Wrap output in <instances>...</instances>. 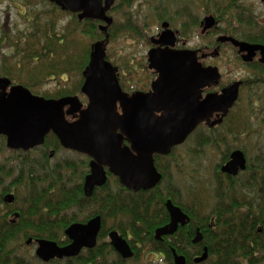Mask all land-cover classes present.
I'll list each match as a JSON object with an SVG mask.
<instances>
[{
    "label": "water",
    "instance_id": "95a60500",
    "mask_svg": "<svg viewBox=\"0 0 264 264\" xmlns=\"http://www.w3.org/2000/svg\"><path fill=\"white\" fill-rule=\"evenodd\" d=\"M64 12L78 14L80 21L96 20L105 23L99 30L105 39L91 46L90 61L83 76L82 94L88 104L83 105L78 96L46 99L32 94L27 88L11 86L8 78L0 77V137L6 138L10 150L25 152L42 146L46 137L53 134L60 145L91 159L90 173L84 181V194L91 198L97 188L108 182V173L119 179L129 191L138 193L156 188L163 175L157 170L155 156H168L176 147L184 144L189 136L203 123L211 128L223 123L240 97L241 82H236L221 93L203 92L218 86L221 74L217 67H204L198 60L197 51L176 50V34L163 23L165 30L154 44L160 45L148 53V67L157 73L148 93L123 92L118 69L107 60L108 30L113 19L108 16L114 0H48ZM213 16L202 22L203 33L216 26ZM219 42H230L247 53L245 61H251L260 51L264 63V46L239 42L234 38L220 37ZM164 46L165 48L161 47ZM218 55V52L215 53ZM217 114L216 119L214 115ZM69 117L74 120L70 121ZM125 141L129 145H125ZM247 170L246 155L235 150L221 172L237 177ZM13 195L6 197L11 204ZM170 222L155 231V239L174 235L179 226L190 222L180 207L172 200L166 202ZM102 230V218L96 216L86 223H74L65 231L70 241L66 246L56 242L38 240L36 256L43 262L76 258L84 250L98 245ZM202 234L193 240L202 241ZM114 250L123 260L134 257L128 240L118 231L109 233ZM32 239L28 240L30 245ZM175 264H186V258L173 251ZM205 248L202 256L194 260L200 264L208 259Z\"/></svg>",
    "mask_w": 264,
    "mask_h": 264
},
{
    "label": "trees",
    "instance_id": "16d2710c",
    "mask_svg": "<svg viewBox=\"0 0 264 264\" xmlns=\"http://www.w3.org/2000/svg\"><path fill=\"white\" fill-rule=\"evenodd\" d=\"M56 7L55 5L53 8L55 12L59 11ZM229 12V8L218 10L219 14ZM220 17L223 18V15ZM80 23L88 30L86 34L94 36L98 33L99 29L97 30L95 24L97 22L84 20ZM237 24L238 26L233 22L229 25L230 29L224 32L256 41L252 35L244 36L240 29L237 30L240 28V24ZM45 40L46 43L40 48L41 54L34 56L38 48V41H35L27 55L14 66L15 69L12 68L13 65L7 64L4 66L7 69H0V77H8L13 83L23 85L33 93L37 90V95L47 99L80 95L84 82L83 72L90 61L91 47L84 53L70 55L64 52V38L49 34ZM23 42L26 43V39ZM31 51L33 53L29 54ZM79 61L81 63L77 64ZM27 64L39 69L31 79L35 85L26 81L19 73L20 67H26ZM75 68L81 72V81L75 89L66 90L67 95L52 98L39 94L38 89L42 82L59 79V83H67ZM10 70L16 79L10 78ZM150 73L154 76V73ZM121 83L127 88L122 78ZM129 88L131 90V87ZM242 124L244 127L248 126L247 121ZM1 140L5 147L6 139L1 137ZM43 149H54L57 152L60 149L59 141L50 135ZM27 159L18 163L21 166L15 167L18 171L15 178L13 163L8 162L9 166L0 165V264H45L35 255L29 254V247L25 245L28 239H45L66 246L70 243L65 236L68 227L78 222L85 223L96 216L102 217L103 223L98 246L93 250L84 251L79 257L54 260L49 264H127L128 261H123L106 242L110 231H118L129 240L135 251L132 261L139 260L141 253L148 249L146 253L155 252L166 264H174L175 250L179 255L185 256L187 264H197L194 259L201 256L204 248H207L208 259L200 264H264V163L250 161L247 170L241 173L245 174L246 182L238 179L239 177L227 176L229 185L225 188V181L218 179L216 194L213 197L216 204L207 214V211L202 213V210L182 203L181 193L171 186V179L166 181L164 170L161 171L164 175L163 182L151 191L132 193L110 175L108 184L96 189L91 198H86L83 186L89 173V160L84 161L79 157L77 160L52 166L49 164L48 153L38 161L28 157ZM160 161L161 158L156 159L159 169ZM9 178L12 179L11 184H6L5 181ZM111 179H115L114 185L111 184ZM234 183L236 186H233ZM10 185L26 187L27 197L26 202L21 203L17 197V208L13 206L6 211L4 197L10 192ZM169 199L181 207L191 218V223L186 228L179 229L174 236L157 241L155 230L167 225L170 220L166 208ZM22 204L25 205L24 208H21ZM91 207L96 210L94 215L81 221L79 215L90 211ZM17 209L21 211L20 217L16 222H12L13 216L10 214L17 212ZM108 221L112 222V226L107 225ZM198 228L203 235V241L193 244L192 240ZM17 242L19 244L14 247Z\"/></svg>",
    "mask_w": 264,
    "mask_h": 264
},
{
    "label": "rangeland",
    "instance_id": "374dc122",
    "mask_svg": "<svg viewBox=\"0 0 264 264\" xmlns=\"http://www.w3.org/2000/svg\"><path fill=\"white\" fill-rule=\"evenodd\" d=\"M54 6L48 0H0V69H5L6 64L13 65L12 68L15 69L14 66L27 55L35 41H38V48L34 56L41 54L40 48L46 43L45 39L49 34L64 38V52L70 55L84 53L86 49L90 50L92 44L104 39L98 30L100 22L95 23L97 34H86L88 30L78 21L76 15L65 13L61 9L55 12ZM228 8L229 13H218V10ZM109 15L114 23L109 30L107 59L119 68L127 91L129 87L149 88L154 79L151 71L147 69V54L150 50L148 41L161 30L163 22H169L174 31H179L181 37L189 40L188 48L203 51L209 49V52L214 50L218 36L226 35L224 31L229 30V25L233 22L237 26L239 21L242 25L248 23L253 27V34L264 35V0H115ZM209 15L219 21L212 32L203 35L200 22ZM241 17L245 18V22ZM25 39L26 43L23 42ZM23 51L25 54H21ZM32 53L33 51L29 54ZM80 63L79 61L77 64ZM205 64L218 67L222 74L220 85L213 88L212 92L234 82L244 81L239 103L221 126L214 129L200 127L185 144L174 149L169 156L161 158L160 170L166 171V181L171 179V186L179 190L183 204L198 208L202 213L207 211L208 214L216 204L213 197L216 194L217 180L225 181V188L229 185L227 176L220 173V168L234 150L245 153L249 159L248 165L252 160L264 163V67L254 69L244 66L236 52L228 46L222 47L218 58ZM77 70L78 68L73 70L67 83H59V79L42 82L38 89L39 94L52 98L67 95L66 90L75 89L81 81V72ZM38 72L36 66L28 64L19 69L23 78L33 85L35 84L31 79ZM8 74L10 78L16 79L11 70ZM35 93L38 91L35 90ZM80 99L86 104L83 97ZM243 121H247L248 126L244 127ZM42 150L16 155L4 147L0 138V165L9 166V163H13L15 178L18 174L15 167L21 166L18 163L27 161V157L38 161ZM79 157L84 161L89 160L81 154L60 148L49 164L54 166L77 160ZM244 176L245 174H240L237 177L246 182ZM11 181L9 178L5 182L11 184ZM111 184H115V179H111ZM10 188L9 193H17L20 203L26 202V187L10 185ZM17 206L15 203L14 207ZM24 207L22 204L21 208ZM95 212L91 207L90 211L82 212L79 218L83 221ZM107 225L112 226V222L108 221ZM18 244L19 242L14 244V247ZM147 250L141 253L139 260H130L127 264H166L160 259L154 263L151 256L156 259V254L150 256L146 253ZM35 251L36 247H29L30 255H35Z\"/></svg>",
    "mask_w": 264,
    "mask_h": 264
},
{
    "label": "flooded vegetation",
    "instance_id": "af4514ba",
    "mask_svg": "<svg viewBox=\"0 0 264 264\" xmlns=\"http://www.w3.org/2000/svg\"><path fill=\"white\" fill-rule=\"evenodd\" d=\"M114 4H115V0H114ZM114 4H113V6H114ZM113 6H112V8H113ZM112 8H111V10L108 12V16L109 17H111L109 14H110V12L112 11ZM66 13V12H65ZM68 13H70V12H68ZM70 14H72V13H70ZM73 15H76V17L78 18V14H73ZM210 16H212V15H209V16H207V17H210ZM207 17H205V18H207ZM214 17V16H213ZM112 18V17H111ZM204 18V19H205ZM215 18V17H214ZM113 19V18H112ZM204 19H203V21H204ZM216 19V18H215ZM241 19L245 22V18L244 17H241ZM78 20H79V18H78ZM84 21V20H83ZM91 21H94V22H97V23H99L98 21H96V20H91ZM203 21H201L200 22V28L202 29V34L203 35H206L207 33H210V32H212L214 29H215V27L212 29V30H210V31H208V32H206L205 34L203 33V27H202V22ZM219 20H216V23L218 22ZM113 23H114V19H113ZM163 23H165V22H163ZM163 23H162V25H163ZM167 23H169V22H167ZM239 23H240V28H237V30H239L240 29V31L242 32V33H244V36L246 35V36H249V35H252V37H253V39H255L256 41H251V40H247V38H241V37H236V36H233V35H231V34H226V35H220V36H218V38L216 39V41H215V48H214V50L212 51V52H209V49H206V50H201V49H197V50H194V49H190V48H188L189 47V40H186L185 38H183V37H181L180 36V32L179 31H174L172 28H171V26L169 27V29L170 30H172L175 34H176V45H175V47L173 48V49H176V50H191V51H197V53H198V60H199V62L204 66V67H209V66H211V67H215V66H212V65H209V64H205V62H210L212 59H215V58H218L219 56H220V54H221V49H222V47L223 46H228V47H231L235 52H236V55H237V58L241 61V63L244 65V66H246V67H250V68H254V69H262L263 67H264V63L262 62V60H263V57H262V54H261V52L260 51H258V52H256V54H255V56L252 58V60L251 61H245L244 60V57L245 56H247V53H240V49L239 48H237V47H235L232 43H230V42H226V43H221V42H219V38L220 37H230V38H234L235 40H237V41H239V42H245V43H249V44H252V45H262V46H264V35H261V34H253L252 33V31H253V28L251 27L252 25H249L248 23H246V25H242V23L239 21ZM102 24H104V23H102L101 22V24L98 26V27H100ZM113 25V24H112ZM111 25V26H112ZM162 25H161V30L159 31V32H157V35H155V36H152L151 38H149V46H150V50L151 49H153V48H158V47H160V45H157V44H154L153 43V40H158L159 38H160V36L162 35V33L165 31L164 29H163V27H162ZM169 25H170V23H169ZM245 27V28H244ZM111 28V27H110ZM110 28H109V30H110ZM109 30H108V35H109V42H110V34H109ZM103 33V32H102ZM103 35H104V37H105V34L103 33ZM261 35V36H260ZM262 38V39H260V37ZM109 44V43H108ZM161 47H163V48H165L164 46H161ZM149 50V51H150ZM216 52H218V55H216L215 53ZM149 53V52H148ZM148 65H149V63H148V54H147V69L149 70V71H151L152 73H154V79L151 81V83H150V85H149V88H141V89H135V87L134 88H132L131 90L130 89H128V91H127V88H124L123 87V85H122V83H121V76H120V70H119V68L117 67V69H118V74H117V76H118V80H119V84H120V86H121V88H122V90H123V92H125V93H127V94H129V95H132V94H134V93H136V92H144V93H148V92H150L151 91V85H152V82L154 81V80H156L157 79V77H158V75H157V73L155 72V71H153V70H150L149 69V67H148ZM218 68V67H217ZM219 69V68H218ZM219 72H220V70H219ZM220 74H221V72H220ZM221 81H222V74H221V80H220V83H221ZM238 82H241L242 83V85H241V87H240V94H241V90L243 89V87L245 86V83H244V81H242V80H240V81H238ZM220 83H219V85H220ZM234 83H236V82H234ZM234 83H232V84H234ZM231 84V85H232ZM12 86H16V85H20V84H15V83H13V81H12V84H11ZM218 85V86H219ZM218 86H214V87H212V88H207V89H205L204 90V92H203V96L205 97L207 94H209V93H221V91L224 89V88H226V87H228V86H230V85H228V86H226V87H223V88H221L219 91H215V92H212V90H213V88H215V87H218ZM35 94V93H34ZM81 97H83V96H81ZM62 98H64V97H62ZM80 98V97H79ZM58 99H61V98H58ZM83 99L86 101V104L84 103V102H82L83 103V105L84 106H86L87 104H88V100L85 98V97H83ZM239 99H240V97H239ZM81 100V99H80ZM239 103V100H238V102L236 103V105L234 106V108L237 106V104ZM233 108V109H234ZM232 109V110H233ZM231 110V111H232ZM231 111L229 112V114L231 113ZM229 114L224 118V121H225V119L229 116ZM216 116H217V114H215L214 115V118L212 119V120H215L216 119ZM69 120L70 121H73L74 119L72 118V117H69ZM224 121H223V123H224ZM222 123V124H223ZM221 124V125H222ZM221 125H219V126H221ZM202 126H206L207 128H209V129H214V128H217V127H219V126H215V127H213V128H211L210 126H208V124L207 123H203V124H201L197 129H199L200 127H202ZM197 129L190 135V136H192L196 131H197ZM50 135H52L53 137H55L56 139H57V137L56 136H54L53 134H49L48 136H50ZM47 136V137H48ZM190 136H189V138H190ZM1 137H3V136H1ZM0 137V138H1ZM47 137H46V139H47ZM188 138V139H189ZM46 139H45V142H46ZM187 139V140H188ZM58 140V139H57ZM59 141V140H58ZM45 142H44V144H45ZM44 144L42 145V146H39V147H36V148H34V149H32V150H29V151H27V152H25V151H23V150H10V149H8L7 148V146H6V149L7 150H9V151H13L14 152V154H27V153H31V152H33V151H36V150H40V149H43V146H44ZM185 144V143H184ZM59 145H60V143H59ZM125 145H129V143L127 142V141H125ZM183 145V144H182ZM181 145V146H182ZM180 147V146H179ZM60 148H62L63 150H66V149H64L61 145H60ZM67 151H69V152H73V153H77V152H74V151H70V150H67ZM235 151V150H234ZM40 152V151H39ZM45 153H48L49 154V159H53L54 157H55V154H56V151L55 150H53V149H50L49 151L47 150V149H43L42 151H41V156H43V155H45ZM79 154V153H78ZM232 154V153H231ZM82 155V154H81ZM40 156V157H41ZM83 156H85V157H87L86 155H83ZM88 158V157H87ZM157 158H165L164 156H155V163H156V159ZM89 159V158H88ZM230 160V156H229V158H228V160H225V163L224 164H226L228 161ZM90 161H91V159H89V162H88V166H89V163H90ZM223 164V165H224ZM223 167V166H222ZM221 167V168H222ZM156 168H157V170L163 175V173L161 172V170L157 167V165H156ZM221 168H220V173H222L221 172ZM89 173H90V167H89ZM88 173V174H89ZM241 173H243V172H241ZM240 173V174H241ZM87 174V175H88ZM222 174H224V173H222ZM239 174V175H240ZM86 175V176H87ZM110 175L111 176H113L112 174H110V173H108V180H109V178H110ZM224 175H226V174H224ZM226 176H228V177H231V176H229V175H226ZM114 178H116L117 179V177H115V176H113ZM163 177H164V175H163ZM86 178V177H85ZM232 178H234V177H232ZM109 182V181H108ZM163 182V179H162V181H161V183ZM160 183V184H161ZM108 184V183H107ZM159 184V185H160ZM158 185V186H159ZM157 186V187H158ZM84 187V186H83ZM102 188V187H101ZM97 189H100V188H97ZM126 189V188H125ZM155 189V188H154ZM153 190V189H152ZM96 191V190H95ZM129 191V190H128ZM141 191H143V190H141ZM140 191V192H141ZM149 191H151V190H149ZM130 192H132V191H130ZM95 193V192H94ZM132 193H134V192H132ZM139 193V192H138ZM8 195H13L14 196V201L11 203V204H9V203H7L6 202V197L8 196ZM94 195V194H93ZM86 197V196H85ZM16 194L14 193V194H11V193H7L6 195H5V197H4V203H5V209H7L6 211H8V209H10V208H12L13 206H14V204H15V202H16ZM177 206V205H176ZM179 207V206H178ZM181 208V207H180ZM18 210V209H17ZM183 211V210H182ZM20 213H21V211H20V209L17 211V212H14V214L13 213H11L10 214V216H13L12 217V219H11V221L12 222H16L18 219H19V217H20ZM169 214V213H168ZM186 214V213H185ZM187 215V214H186ZM188 216V215H187ZM169 218H170V216H169ZM190 218V217H189ZM169 222H170V220H169ZM190 223H191V218H190V222L186 225V226H184V227H182V226H179V229H183V228H186L187 226H189L190 225ZM102 226H103V223H102ZM161 228V227H160ZM179 229H178V231H179ZM157 230V229H156ZM155 230V231H156ZM198 230L200 231V229L198 228V229H196V232H195V236H194V238L196 237V235L198 234ZM177 231V232H178ZM111 232V231H110ZM109 232V233H110ZM176 232V233H177ZM109 233H108V240H109ZM175 233V234H176ZM174 234V235H175ZM200 234H202L201 233V231H200ZM121 235V234H120ZM174 235H172V236H174ZM154 236H155V234H154ZM203 236V235H202ZM167 237H170V236H167ZM194 238H193V240H194ZM30 239H32L33 240V242L30 244V245H28L27 244V242H28V240H30ZM30 239H28L27 241H26V243H25V245L27 246V247H36V250H37V247H38V245H37V241L38 240H45V239H33V238H30ZM125 239H127V238H125ZM164 239V238H163ZM162 239V240H163ZM128 240V239H127ZM193 240H192V243H193ZM202 241H203V238H202ZM201 241V242H202ZM201 242H199V243H201ZM109 244H110V246H111V243H110V240H109V242H108ZM128 243H129V240H128ZM198 243V244H199ZM98 244H99V241H98ZM130 244V243H129ZM194 244V243H193ZM131 246V245H130ZM112 247V246H111ZM113 248V247H112ZM131 248H132V246H131ZM114 249V248H113ZM132 250L134 251V249L132 248ZM204 250H205V248H204ZM115 251V250H114ZM174 251V250H173ZM115 253L122 259V257L115 251ZM203 253H204V251H203ZM151 254H156V259H154V257H152L151 256ZM149 255L151 256V260H153L154 262H157L158 260H159V258H160V256H159V254H157V253H155V252H151L150 251V253H149ZM203 255V254H202ZM201 255V256H202ZM35 256H36V251H35ZM134 256H135V251H134ZM183 256V255H182ZM37 257V256H36ZM173 257H174V255H173ZM185 257V256H184ZM198 257H200V256H197L196 258H198ZM134 258V257H133ZM133 258H131V259H129V260H132ZM195 258V259H196ZM37 259H39L38 257H37ZM194 259V260H195ZM40 260V259H39ZM123 260V259H122ZM129 260H123V261H129ZM41 261V260H40ZM54 261V260H53ZM160 261V260H159ZM41 262H43V261H41ZM43 263H45V262H43ZM50 263V262H49ZM49 263H45V264H49ZM195 263V262H194ZM174 264H175V262H174ZM186 264H187V260H186Z\"/></svg>",
    "mask_w": 264,
    "mask_h": 264
},
{
    "label": "bare ground",
    "instance_id": "6f19581e",
    "mask_svg": "<svg viewBox=\"0 0 264 264\" xmlns=\"http://www.w3.org/2000/svg\"><path fill=\"white\" fill-rule=\"evenodd\" d=\"M6 78H8V77H6ZM20 86H23V85H20ZM246 159H247V167H248L249 159L247 157H246Z\"/></svg>",
    "mask_w": 264,
    "mask_h": 264
}]
</instances>
